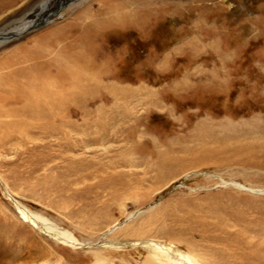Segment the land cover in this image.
Wrapping results in <instances>:
<instances>
[{
    "label": "rangeland",
    "instance_id": "obj_1",
    "mask_svg": "<svg viewBox=\"0 0 264 264\" xmlns=\"http://www.w3.org/2000/svg\"><path fill=\"white\" fill-rule=\"evenodd\" d=\"M51 2L0 0V264H146L147 240L237 260L187 229L219 208L264 238V0Z\"/></svg>",
    "mask_w": 264,
    "mask_h": 264
},
{
    "label": "bare ground",
    "instance_id": "obj_2",
    "mask_svg": "<svg viewBox=\"0 0 264 264\" xmlns=\"http://www.w3.org/2000/svg\"><path fill=\"white\" fill-rule=\"evenodd\" d=\"M41 1H42V4H43L42 6H44L45 8L49 7V5L52 3L51 2L52 0H41ZM54 1L55 0H53V3H54ZM45 11H46V13H45ZM54 14H55V11L54 12H50L49 10L48 11L44 10L43 15L41 16L42 18L39 20V23L43 22V21H46L47 19H49ZM138 16L139 15H137V14L133 16V17L136 18V20L134 19L135 20L134 23H133V21L130 22V23L134 24V25L130 26L132 29H135V28L136 29H141L144 26L145 22L144 21L141 22V20L142 19L145 20V18H147V14H141V16L139 18H137ZM29 17L31 18L32 14ZM128 21H129V19L127 20V22ZM132 29H129V30H132ZM105 31H107V30L105 29ZM2 32H3L4 35H0V41L5 36L4 32H7V30L6 31H1V33ZM95 33H96L95 31H92V29H89L87 31V33H85L83 35V40H84V44L85 45H93V44H95V42L98 39V38L95 37ZM66 100H67V98H66ZM207 133H209V131ZM202 152H204V151H202ZM214 155H215V153H214ZM236 155L238 156V151H237ZM211 156L214 157L213 155L210 154V157ZM204 158H205L204 160H202V161L200 160V163H204L206 160H210L209 156H205ZM239 161H240V159H239ZM241 161H242V159H241ZM214 162L216 164L222 163L221 160H217V159H214ZM235 162H237V161H235ZM251 163L254 164L255 160H253V162H251ZM197 164H199V162ZM212 209H215V210L214 211L210 210L209 212L206 211V213H203V217H202L201 220H198L197 217H196L197 221H196L195 225L199 224L201 226V228L198 231H192L194 228L193 227H189L187 229V233L189 234V236L192 237V235L195 234V236H198L199 238L201 237L203 239H207L208 241H213V242H217V243L221 242L225 247H228L229 249H233V247H237L236 248L237 250L234 251L235 253H237V255L239 254V257L237 258V260H234V261H230V260L220 261L218 264H264V238L261 237L260 239H258L256 237L257 239H255L254 237H252V238H248V239H251V240L247 241L246 237H244V234H243V232L245 233L246 231H250V229L253 228V226L251 224L248 225V223L246 225L242 224L243 225L242 231L237 232L235 234L236 236L234 235L235 237H232V233L227 228L228 227V222L227 223L224 222V224H222V226L221 225H218V226L215 225L214 224L215 222L213 220L211 222V219L215 218V213L217 215H219L218 214L219 213L218 212L219 208H212ZM22 210L23 209H21V212H23L24 216L32 221V222L30 221L32 226L33 225H37L38 227L42 226L40 228V230H43L45 232L53 233L52 236L56 240H58L59 242H62L63 243L62 245L69 246V245H75L76 244L77 239L75 238V236L71 232H69L67 230L59 229V227L56 226V223L50 222L49 220H47L45 217H43L41 215H37V214H34V213H26L24 210L23 211ZM225 212H226V214H229V212L226 209H224L223 215H226ZM248 213L250 214V212H248ZM92 215H97L96 217H100V218H102L103 216H111L110 212L106 211L103 208L102 209H98L96 212H92ZM246 219H248V218L244 217V213H242L241 215H239V214H233L232 215V220L235 223L240 222V221H241V223H244ZM181 231H183V230L179 229V232H181ZM195 232L196 233L198 232V233L196 234ZM143 246L148 251H150V253H151V257H150L149 261H147L146 264H157V263H159V264H199L189 254H185L184 252H181L180 249L176 248L175 246H173L171 244H166L163 241L161 242V241H157V240H147L146 242H144ZM112 251H115V250H112ZM239 251H240V253H239ZM230 252L232 253V250H230ZM204 253L206 255H209V253H207V252H204ZM233 253H232L231 257H233ZM98 254H102V253H98Z\"/></svg>",
    "mask_w": 264,
    "mask_h": 264
},
{
    "label": "water",
    "instance_id": "obj_3",
    "mask_svg": "<svg viewBox=\"0 0 264 264\" xmlns=\"http://www.w3.org/2000/svg\"><path fill=\"white\" fill-rule=\"evenodd\" d=\"M9 196V195H8ZM10 199H12L11 197H10Z\"/></svg>",
    "mask_w": 264,
    "mask_h": 264
}]
</instances>
